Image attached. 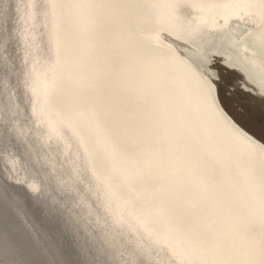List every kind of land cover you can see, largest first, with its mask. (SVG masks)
Masks as SVG:
<instances>
[{
  "label": "bare ground",
  "instance_id": "1",
  "mask_svg": "<svg viewBox=\"0 0 264 264\" xmlns=\"http://www.w3.org/2000/svg\"><path fill=\"white\" fill-rule=\"evenodd\" d=\"M20 2L0 0V207L5 201L12 202L15 215L19 218L15 226H27L37 236V241L31 248L6 249L3 240H0V259L25 262L29 258L33 264H68L61 250L69 252L72 264H93L94 261L124 264L132 259L157 264L171 259L170 254L161 251L169 229L174 227L169 207L164 203L171 199L169 185L167 177L161 179L160 170L166 162L165 145L153 140L142 146L141 151L136 147L140 145L137 132L118 135L111 115L100 120L99 130L82 127L79 140L54 131L50 127L53 122L49 115L34 117L35 97L25 87L24 80L35 66L38 91L43 96L47 86L45 71L48 62L57 57V44L60 64L55 72L57 82L50 96V108L61 113L88 111L89 105L69 109V103L84 86L74 67V53L87 43L83 37L89 26L78 10L69 7L57 10L53 24V18L44 15V5L52 0H32L37 5L36 14L25 22L16 11ZM55 2L68 5L75 0ZM153 2L160 5L151 10L154 22L136 35L137 42L145 50L155 49L157 31L167 27L171 12L165 6L167 4L231 6L258 4L259 0ZM250 11L255 13L258 10L218 7L214 11H198L186 8L182 25L186 33H191L194 47L196 37L226 28L231 20H238L236 16L239 15L247 27V37L263 40L258 55L261 59L257 61L253 54L248 59L252 65L263 70L264 20L259 15H250ZM156 18L162 23L156 22ZM106 39L104 34L96 32L97 44L105 43ZM240 48L246 51L242 44ZM225 57L222 60L225 65H235V68L229 69L238 68L236 63L227 60L230 56ZM109 67L113 73V86L119 95L129 107L141 106V96L125 90L123 82L118 79L121 64L115 47L110 54ZM217 73L213 65V75ZM175 90L179 97L181 90L178 85ZM254 94L264 99L259 94V88L254 90ZM177 127L183 128L184 121L178 118ZM178 150L189 175L183 177L180 185L176 215H192L202 208L213 210L201 195V181L217 188L222 201H234L237 207L244 203L243 186L234 163L219 152L198 149L187 139L178 143ZM129 161L134 162L135 176L130 172ZM24 198L29 200L30 207H27ZM6 227L8 231L13 230V225L6 226L0 215V235ZM245 232L246 229L241 227L233 233L231 243L239 244ZM256 236H259L258 220Z\"/></svg>",
  "mask_w": 264,
  "mask_h": 264
},
{
  "label": "snow or ice",
  "instance_id": "2",
  "mask_svg": "<svg viewBox=\"0 0 264 264\" xmlns=\"http://www.w3.org/2000/svg\"><path fill=\"white\" fill-rule=\"evenodd\" d=\"M171 10L166 28L156 34L154 50H145L136 40V35L154 22L151 10L160 7L153 0H75L61 5L52 0L44 5L45 17L51 16L53 24L57 10L69 7L80 12L87 22L89 31L84 33L87 42L74 53V67L84 85L75 93L69 109L82 104L89 105L88 111H53L50 96L55 90L56 69L60 64L59 45L57 57L48 62L45 71L47 86L43 96L38 91L36 68L33 66L24 80L25 87L32 91L33 116L39 118L47 114L52 119L53 130L60 135L68 134L78 140L82 127L100 129V120L111 115L118 135L136 131L142 146L153 140L165 145L166 162L160 166L161 179L167 177L168 195L164 201L169 207L174 227L161 244V251L170 254L171 259L157 264H264V138L250 134L240 121L228 110L221 99L219 74L213 75V61L198 55L191 42V33H186L182 25L184 9L214 11L218 7H244L257 9L250 15H259L264 20V0L244 5L183 4L179 2L165 5ZM37 5L21 0L16 11L27 22L36 14ZM236 19H240L237 15ZM156 22L159 21L156 18ZM255 22V21H253ZM162 23V22H161ZM96 32L104 34L105 43L97 44ZM166 32V35H165ZM115 47L119 52L121 71L118 79L123 88L142 98V105L132 108L113 86L110 54ZM190 53L191 55H186ZM195 58V59H193ZM235 68V65H226ZM7 71V66H6ZM51 73V75H49ZM255 81L249 74L245 89ZM181 95L177 97L175 86ZM259 94L264 97V81L259 84ZM184 121V127H177V119ZM191 131H186V129ZM187 139L200 150L219 152L226 160L236 165L239 182L243 186L244 203L236 206L234 201H222L219 190L200 182V192L212 206V211L203 208L192 215H176L175 207L179 199L183 177L189 175L178 150V143ZM107 142V140H106ZM130 172L136 175L133 161L128 162ZM6 226L13 230L0 235L5 248H31L37 236L27 226L16 227L18 217L12 202L5 201L0 207ZM259 236H256V221ZM219 227H214L215 225ZM241 227L245 234L237 245L230 237ZM250 234V235H249ZM0 264H27L16 259H0ZM93 264H107L94 261ZM124 264H150L142 259H132Z\"/></svg>",
  "mask_w": 264,
  "mask_h": 264
},
{
  "label": "water",
  "instance_id": "3",
  "mask_svg": "<svg viewBox=\"0 0 264 264\" xmlns=\"http://www.w3.org/2000/svg\"><path fill=\"white\" fill-rule=\"evenodd\" d=\"M229 24L230 25L220 31L205 33L196 37L194 49L198 55L209 56L210 59L216 61L214 65L216 64L218 66L223 75L228 76V83L231 90L235 88L239 93L264 103L263 98L256 96L254 91L247 90L244 87L249 74L255 81L254 84H249V89L259 88L260 82L264 81V68L261 70L260 67L252 65V63L248 60L249 55L251 54L254 55V58L257 61L261 59L258 55L261 53L260 50H262L263 44L261 46L260 43H263V40L258 41L257 39L259 38L247 37V27L244 26L242 20L240 19L235 21L231 20ZM241 44L245 46L246 51L243 52L241 50ZM208 52H212L211 55H207ZM185 54L191 55L190 53ZM225 55L228 57L230 56L227 60H231L238 65L237 69H229L226 67L225 62H222V60L226 59ZM259 63L261 65L263 64L262 62ZM263 65L262 67H264ZM247 131L259 139V137L250 130L247 129ZM24 202L25 204H28L27 207H30L29 200L27 198H24ZM61 255L68 264H72L68 251L64 250L62 252L61 250ZM25 262H27V264H33L29 258L26 259Z\"/></svg>",
  "mask_w": 264,
  "mask_h": 264
},
{
  "label": "rangeland",
  "instance_id": "4",
  "mask_svg": "<svg viewBox=\"0 0 264 264\" xmlns=\"http://www.w3.org/2000/svg\"><path fill=\"white\" fill-rule=\"evenodd\" d=\"M221 77V99L224 100L228 110L240 121V123L257 135L264 138V103L247 95L239 93L237 89H230L228 76L221 73L215 64Z\"/></svg>",
  "mask_w": 264,
  "mask_h": 264
}]
</instances>
